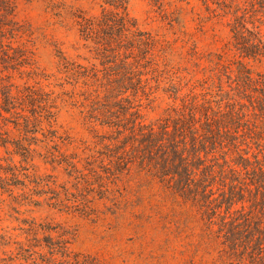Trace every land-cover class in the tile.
Segmentation results:
<instances>
[{"label": "trees", "instance_id": "obj_1", "mask_svg": "<svg viewBox=\"0 0 264 264\" xmlns=\"http://www.w3.org/2000/svg\"><path fill=\"white\" fill-rule=\"evenodd\" d=\"M99 1V17L76 22L85 64L60 54L56 74L45 76L22 71L32 64L16 0H0V149L7 155L0 159V198L87 216L89 208L73 192L93 181L99 194L108 193L105 181L115 184L135 168L147 187L158 183L167 199L198 207L206 231L216 226L224 250L247 254L248 264H264V74H253L242 62L264 60V0H199L207 19L225 25L231 39L218 54L187 53L189 69L164 67L166 53L130 18L127 0ZM228 54L236 56L235 68ZM12 75L26 79L16 85ZM51 80L57 92L41 82ZM164 81L169 102L147 122L152 87L157 91ZM224 81L232 98L223 92ZM243 98L256 109L252 115L243 110ZM62 110L78 115L89 142L57 133ZM257 113L262 120L252 122ZM38 156L63 168L71 188L58 191L54 183L28 175ZM41 195L43 202L34 200ZM22 234L23 243L0 236V248L15 246L30 264H89L71 252L68 231L31 219Z\"/></svg>", "mask_w": 264, "mask_h": 264}, {"label": "rangeland", "instance_id": "obj_2", "mask_svg": "<svg viewBox=\"0 0 264 264\" xmlns=\"http://www.w3.org/2000/svg\"><path fill=\"white\" fill-rule=\"evenodd\" d=\"M127 11L139 30L158 40V52L163 49L166 53V68L169 65L192 68L186 55L193 49L207 55L229 48L228 28L208 20L199 0H127ZM100 12L99 0H16V20L24 32L22 42L28 55L31 54L32 64L30 67L24 64L22 71L28 74L35 69L45 76L55 75L60 54L85 64L82 59L86 54L76 22L80 18L99 17ZM228 60L235 68L236 56L228 54ZM242 62L253 74H264V60L243 59ZM12 77L16 85L26 79L25 76L22 80L18 75ZM41 82L43 85L51 83L50 89L58 91L52 80ZM224 82L223 92L232 98L235 94ZM166 85L168 81L167 84L162 82L157 91L151 85L154 86L153 109L145 111L147 122L156 120L169 102L168 93L163 94ZM241 103L249 114L256 111L246 99ZM255 115L251 117L252 122L262 120L258 113ZM54 129L61 137L75 143L89 142L91 138L81 126L78 115L71 111L59 113ZM66 151L70 153L71 147L67 146ZM5 157L0 149V159ZM47 159L35 157L28 175L54 183L58 191L64 186L71 188L63 168ZM13 160L19 162L18 158ZM145 178L144 173L132 168L115 184L108 185L105 181L108 193L99 194L100 189L93 181L89 189L83 187L79 193L73 192L76 202L89 208V215L82 217L26 206L23 199L15 204L4 195L0 198L4 201L0 206V236L9 237L11 244L23 243V223L35 219L56 231H68L71 252L89 264H248L247 254L224 250L216 226L211 232L206 231L198 207L179 198L167 199L162 185L154 183L147 187ZM15 194L21 192L15 191ZM44 197L41 195L34 200L43 202ZM236 210L242 209L238 206ZM243 210L248 213V206ZM22 255L15 246L0 248V263L30 264L24 257L27 254Z\"/></svg>", "mask_w": 264, "mask_h": 264}]
</instances>
